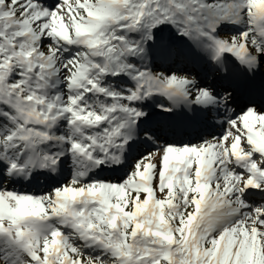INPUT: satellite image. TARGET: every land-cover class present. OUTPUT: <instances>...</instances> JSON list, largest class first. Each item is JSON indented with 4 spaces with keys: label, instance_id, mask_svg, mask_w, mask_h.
I'll return each mask as SVG.
<instances>
[{
    "label": "snow or ice",
    "instance_id": "obj_1",
    "mask_svg": "<svg viewBox=\"0 0 264 264\" xmlns=\"http://www.w3.org/2000/svg\"><path fill=\"white\" fill-rule=\"evenodd\" d=\"M0 264H264V0H0Z\"/></svg>",
    "mask_w": 264,
    "mask_h": 264
}]
</instances>
